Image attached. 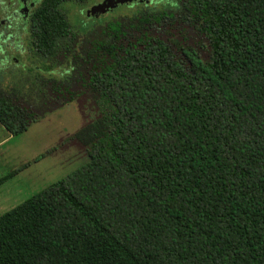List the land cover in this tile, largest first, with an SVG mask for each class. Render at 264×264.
Masks as SVG:
<instances>
[{"label": "trees", "instance_id": "obj_1", "mask_svg": "<svg viewBox=\"0 0 264 264\" xmlns=\"http://www.w3.org/2000/svg\"><path fill=\"white\" fill-rule=\"evenodd\" d=\"M65 2L86 0H42L29 45L47 68L82 65L90 114L73 138L88 160L0 215V264H264V0L143 4L92 25L83 55ZM169 22L208 58L150 34ZM22 99L0 86L9 136L40 118Z\"/></svg>", "mask_w": 264, "mask_h": 264}, {"label": "rangeland", "instance_id": "obj_2", "mask_svg": "<svg viewBox=\"0 0 264 264\" xmlns=\"http://www.w3.org/2000/svg\"><path fill=\"white\" fill-rule=\"evenodd\" d=\"M98 2L99 0H87L84 4L69 2L60 6L77 31L79 44L74 50L78 55H83L79 48L81 43H86L94 36L90 31L92 25H95L94 30L97 32L98 27L108 21L127 20L137 11H144L142 3L121 5L101 15L100 19L87 15L89 19H86V11ZM148 5L158 6V3L153 0ZM1 7L3 5L0 3ZM174 13L175 17L180 14L177 9ZM3 17L5 16L0 12V19ZM167 24L164 28L151 29L150 34L169 41L174 38L182 45L188 42L196 48L202 59L208 58L206 43L201 37L188 34L181 25L176 26L171 22ZM3 28L0 27V30ZM10 33L5 31L0 36V86L4 90L14 88L20 91L23 96L21 103L33 107L40 118L17 136H9L0 127V179L16 171L15 175L0 185V215L88 160L84 146L73 138L86 124L90 114L86 110L89 108L90 99L83 92V84L80 83L82 65L78 66L79 62L69 58L61 62L57 60L58 62L47 68V63L37 60L33 55L27 35L22 33L14 36ZM81 48L85 49L84 44ZM177 55L179 56L178 53ZM47 80L63 82L61 87L68 86L71 91L80 95L68 102L61 96H49ZM41 155L43 158H40Z\"/></svg>", "mask_w": 264, "mask_h": 264}, {"label": "flooded vegetation", "instance_id": "obj_3", "mask_svg": "<svg viewBox=\"0 0 264 264\" xmlns=\"http://www.w3.org/2000/svg\"><path fill=\"white\" fill-rule=\"evenodd\" d=\"M42 0H0L1 5L3 7L0 8L1 14H3V18L0 19V27H4L0 30V36L5 33V31L13 32L10 33L14 36H18L19 34L24 33L28 36L29 39V26H30V16L33 11L38 7ZM87 1V0H86ZM104 0H99L96 5H99ZM153 0H130V3L123 4V6H131L134 4L142 3V4H151ZM155 1H163V0H155ZM69 3V2H65ZM77 4V3H76ZM121 5H117L119 7ZM93 7V6H92ZM108 10L106 13H108ZM88 13V10L85 13V18ZM104 13V14H106ZM103 14V15H104ZM102 15V16H103ZM101 17H99L100 19ZM5 30V31H4ZM12 35H7L8 37H12Z\"/></svg>", "mask_w": 264, "mask_h": 264}, {"label": "water", "instance_id": "obj_4", "mask_svg": "<svg viewBox=\"0 0 264 264\" xmlns=\"http://www.w3.org/2000/svg\"><path fill=\"white\" fill-rule=\"evenodd\" d=\"M128 3H130V0H104L101 4L92 7L88 11L87 16L98 18L104 13H106L108 10H112L117 7L118 4L123 5Z\"/></svg>", "mask_w": 264, "mask_h": 264}, {"label": "crops", "instance_id": "obj_5", "mask_svg": "<svg viewBox=\"0 0 264 264\" xmlns=\"http://www.w3.org/2000/svg\"><path fill=\"white\" fill-rule=\"evenodd\" d=\"M2 130V129H1Z\"/></svg>", "mask_w": 264, "mask_h": 264}]
</instances>
